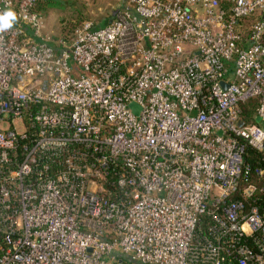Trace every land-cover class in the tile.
Segmentation results:
<instances>
[{"label": "built area", "instance_id": "obj_1", "mask_svg": "<svg viewBox=\"0 0 264 264\" xmlns=\"http://www.w3.org/2000/svg\"><path fill=\"white\" fill-rule=\"evenodd\" d=\"M41 1L0 0V264H264V0H128L69 40Z\"/></svg>", "mask_w": 264, "mask_h": 264}, {"label": "rangeland", "instance_id": "obj_2", "mask_svg": "<svg viewBox=\"0 0 264 264\" xmlns=\"http://www.w3.org/2000/svg\"><path fill=\"white\" fill-rule=\"evenodd\" d=\"M128 0H52L39 3L46 16L47 29L52 38L71 39L86 23L104 26L111 21ZM257 121V119H256ZM260 123V122H258ZM127 260V259H126ZM124 264H141L125 261Z\"/></svg>", "mask_w": 264, "mask_h": 264}, {"label": "trees", "instance_id": "obj_3", "mask_svg": "<svg viewBox=\"0 0 264 264\" xmlns=\"http://www.w3.org/2000/svg\"><path fill=\"white\" fill-rule=\"evenodd\" d=\"M52 0H42L41 3H50ZM255 103L249 102L247 103L246 107H245V111L243 114V121L244 123L248 122V121H255ZM246 163L247 165L251 168V169H255L259 166L262 165V162L260 161V153L255 150L252 147H248L247 149V155H246ZM250 182H255L256 184H258L259 186H261L263 184V180L260 178H254L252 177L250 179ZM259 195H261V200L264 198V195L262 193H260ZM262 204V203H261Z\"/></svg>", "mask_w": 264, "mask_h": 264}, {"label": "clouds", "instance_id": "obj_4", "mask_svg": "<svg viewBox=\"0 0 264 264\" xmlns=\"http://www.w3.org/2000/svg\"><path fill=\"white\" fill-rule=\"evenodd\" d=\"M16 19V13L13 10L9 9L0 13V32L10 29Z\"/></svg>", "mask_w": 264, "mask_h": 264}, {"label": "water", "instance_id": "obj_5", "mask_svg": "<svg viewBox=\"0 0 264 264\" xmlns=\"http://www.w3.org/2000/svg\"><path fill=\"white\" fill-rule=\"evenodd\" d=\"M263 17H264V13H263ZM132 107L135 108L136 107V104H132ZM261 119L260 117L257 118V122H260ZM239 124L241 125L242 124V121L239 122Z\"/></svg>", "mask_w": 264, "mask_h": 264}]
</instances>
